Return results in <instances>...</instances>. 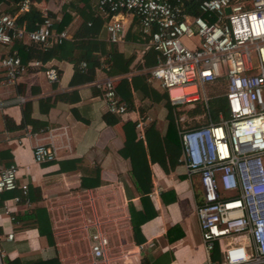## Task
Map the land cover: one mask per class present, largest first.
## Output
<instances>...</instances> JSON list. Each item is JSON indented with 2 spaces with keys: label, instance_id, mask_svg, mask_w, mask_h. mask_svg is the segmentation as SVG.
Returning a JSON list of instances; mask_svg holds the SVG:
<instances>
[{
  "label": "crops",
  "instance_id": "0c3cea01",
  "mask_svg": "<svg viewBox=\"0 0 264 264\" xmlns=\"http://www.w3.org/2000/svg\"><path fill=\"white\" fill-rule=\"evenodd\" d=\"M0 1L5 12H17L12 0ZM54 1L49 0L46 6L55 13L57 27L65 29L66 38H69L80 21V15L62 11V0L54 7ZM123 21L122 38L112 43L103 31V22L93 25L92 30L101 36L98 39L101 42L92 46L99 55V63L91 71H75L71 62L50 56L41 61L40 67L26 65L16 85L8 87V97L16 93L25 97L31 118L47 121L42 126L21 125L24 102L0 112V168L14 163L23 169L24 174L20 179L16 178L17 183L25 182L27 188L30 185L37 189L31 199L27 191V203H12L11 197L20 195L17 188L0 193V197L4 196L0 198L1 262L17 259L19 264H70L73 258H81L87 243L78 234L71 239L55 235L53 206L66 203L68 195L85 190L93 196L94 209L84 211L86 220H93L91 211L102 216L108 206H122V219L118 225L104 226L108 245L116 254L108 264H185L180 258L185 252L190 261L194 260L192 264H205L202 242L201 257L197 260L189 255L193 246L187 235L193 225L195 231L196 228L199 231L195 207L202 192L197 174L188 176L185 173L177 136L180 126L206 122L204 108L201 106V112L191 114L193 105L177 111L174 106L168 114L169 99L165 89L157 80L149 78V69L159 54L146 41L139 39L136 20L125 13ZM30 44L26 64L38 60L34 56L35 49L39 50L37 44ZM109 47L115 50L110 57L105 54ZM7 49L0 46V55ZM48 66L56 67L57 81L46 79L43 69ZM105 78L113 81L117 98L125 104L123 115H111L105 110L100 99L102 90L97 86ZM224 91L223 84L222 92L212 98L225 108ZM208 111L210 115L209 103ZM103 114L107 124L102 120ZM5 117L21 127L9 129ZM140 118L144 121L142 128L137 130L134 125ZM30 130H42V133L24 137V133ZM47 130L52 133L56 158L47 164H36L32 160L31 148L35 143L48 141L45 138ZM19 138H22L20 142L17 141ZM123 146L130 160L120 155ZM28 165L38 166L36 182L28 180L25 172ZM140 197L146 204L149 218L134 230L129 205L142 211ZM35 207H43L47 214L51 244L45 235L37 233L36 220L28 217ZM6 233L12 234L10 240L5 238Z\"/></svg>",
  "mask_w": 264,
  "mask_h": 264
},
{
  "label": "built area",
  "instance_id": "2783aa9c",
  "mask_svg": "<svg viewBox=\"0 0 264 264\" xmlns=\"http://www.w3.org/2000/svg\"><path fill=\"white\" fill-rule=\"evenodd\" d=\"M32 2L18 0L17 12L8 13L0 1V46L20 40L45 48L51 40L60 42L67 37L63 28L51 32L52 22L44 10L34 28L18 25V14L27 11ZM96 7L102 14H114L105 24L109 42L122 38L123 14L137 19L140 39L159 54L149 78L165 89L172 105L203 103L206 122L180 126L177 136L185 173L197 174L201 187L195 215L205 264H264V0H97ZM194 9L197 14H192ZM181 37L194 38V42L185 46ZM26 65L40 67L42 63L33 60L24 65L16 50L0 55V112L25 101L19 93L9 97L7 93ZM79 66L83 68L84 62ZM43 73L50 82L58 79L51 66ZM218 79L224 80L227 117L220 113L214 122L203 86ZM97 86L106 112L123 115L126 107L117 98L113 81L105 78ZM143 121L140 118L134 128L140 130ZM47 132L48 141L31 148L36 164L56 158L52 133ZM38 133L42 130L26 131L24 137ZM16 170L14 163L0 168V193L17 188L20 195L11 197L12 203H27V183H17ZM92 198L83 190L68 195L67 202L57 207L50 202L55 211V235L71 239L78 234L87 243L81 258H73L70 264H108L115 258L104 226L118 225L122 206H108L102 216L91 211L93 220H86L84 211L94 210ZM5 238L10 240L12 234L6 233ZM216 243L221 245L218 251ZM210 252H215L216 259H210Z\"/></svg>",
  "mask_w": 264,
  "mask_h": 264
},
{
  "label": "trees",
  "instance_id": "16d2710c",
  "mask_svg": "<svg viewBox=\"0 0 264 264\" xmlns=\"http://www.w3.org/2000/svg\"><path fill=\"white\" fill-rule=\"evenodd\" d=\"M12 1L16 5L15 7V10H16L18 0H12ZM48 1L49 0H33V2L31 3L27 11L18 14L16 18L17 24L18 25L24 24L26 29L34 28L35 23L41 22L42 15H43L42 13L44 10L46 17H48L52 22L51 32H54L55 30L59 29V27H57V22L55 20V13L52 12L51 10H48L46 6ZM96 1L97 0H68L67 2L63 1L61 3L62 4L61 10L62 11L69 10L75 14L80 15L79 16L80 21L77 27L71 33L69 38L62 39L60 42H57L56 40H51L50 44L46 46L45 48H42L41 44L35 43L37 44L36 47L39 49V50L35 49L34 56L38 57L36 59H38L41 62L45 60L46 58H49L50 56H52L54 59L59 60V61L67 60L73 64L75 71L82 70L84 71V73L91 71V68H93L94 66H97L99 63V55L95 54L92 46L95 45L96 43L100 44L101 41H99L98 39H101L100 38L101 36H99V34L95 35L92 28H93V25H95L98 21H100L99 23L103 22V31H105V24L110 20L111 16L114 14L113 13H105V14L100 13V11H98L96 7ZM57 6H59V4ZM1 8L2 10H4V7L2 5H1ZM197 13H198L197 10L195 9L192 10V14H197ZM105 15L107 16L104 17ZM133 19L137 21L136 18L133 17ZM140 40L142 41V39ZM30 43L32 42H22L20 40H15L11 45L8 46L7 51L16 50L18 56L20 57L21 63L25 65L28 59V56H30L29 52L27 53V51L31 50L30 45L32 44ZM114 51L115 50L112 47H109V49L106 51L105 54L108 55V57H110V55ZM80 62H84L83 68H80L79 66ZM54 69L56 70V67H54ZM86 76L90 78L89 75L86 74ZM102 97L103 96L101 92L100 93L101 101H103ZM166 97H167V94H166ZM102 103L104 104V102ZM213 103L215 104L214 105L215 113L211 115V110H210V115H211V118L214 120V122H216L218 113H221L223 114V116H226V111H225L223 104H220V102L218 103V101L215 100ZM28 104L29 103L24 102V104L21 106L22 121L20 124L21 125L30 124L32 127L42 126L44 124L46 125V121H47L46 119L41 121V120H34L33 118L30 117ZM50 105L51 103H49V106ZM172 107H174V105H172L170 103V100H168L167 101L168 114L171 113ZM193 110L194 111L190 109L191 114L201 112V108L199 107V105L194 107ZM111 115H115V114H111ZM101 117L104 123L107 124V120L104 118V114L101 115ZM4 119H5L6 126H8L9 129H12V128L18 129L21 127L20 124L15 125L13 124V122L11 121L9 122V119H7L6 117ZM169 128H171V126H169ZM165 137L169 138L170 135L166 136L165 134ZM119 151L122 157L127 158V159L130 158L124 146ZM9 161H11L10 155H9ZM83 184L84 183H82V185ZM35 190H37L35 187L29 185L28 187V197L30 196L29 199H31L32 197L31 195L33 194ZM4 192H8V191H4ZM0 198H4V196H1ZM140 200L143 203L142 211L135 209L131 204L129 205V210L131 213V225L134 230H138L139 225L149 218L148 209L145 206L146 204L143 198L140 197ZM28 217L36 220L37 233L39 235H45L48 243L51 244L52 240H51L50 229H49L50 225H49L48 217H47V214L44 208L35 207L32 213L28 215ZM4 262H6L7 264H19V261L17 259L5 260ZM141 264H146V262H143Z\"/></svg>",
  "mask_w": 264,
  "mask_h": 264
},
{
  "label": "rangeland",
  "instance_id": "374dc122",
  "mask_svg": "<svg viewBox=\"0 0 264 264\" xmlns=\"http://www.w3.org/2000/svg\"><path fill=\"white\" fill-rule=\"evenodd\" d=\"M63 1L67 2L68 0H62V2ZM54 2H55V6L54 7H56L58 5L56 3L59 2V0H56ZM106 16L107 15H105L104 17H106ZM137 26H138L137 27L138 28V33L140 34L141 33V27H140L139 24ZM180 41L185 46H190L191 44H193L194 38L187 39V38L181 37ZM252 60H253V57H252ZM223 82H224V80L218 79L214 83H207V84H204V86H203V89H204L205 94L207 96V100H208L209 107H210V110H211V115H213V113H215V107H214L215 104L213 103L214 99L212 97L217 95V94H219L220 92H222L223 84H224ZM224 87H225V85H224ZM191 104L193 106H195V107L197 105H199V107L203 106L201 101L193 102ZM183 106H184V108H186V106L190 107V105H188V103H185L184 105L181 104V105L175 106V110L177 111L178 109H181ZM193 109H191V110L194 111ZM223 117L224 118L227 117V113H226V116H223ZM197 120H200V117H198ZM37 170H38V166H36V165H28V166H26L25 172L28 174V180L30 182H32V181L36 182L37 181V178H38ZM22 171H23V169L21 167L17 168V170H16V178L18 177L20 179L21 176L24 175ZM22 179H24V178H22ZM187 238H188V241L190 240L191 246H193V248H191L192 252L189 255H191L192 258H195V259L198 260L201 257V239H200L199 231H198L197 228H196V231H195L194 225L192 226L191 231L188 232ZM186 249H188L187 246H186ZM186 249H182V250H186ZM220 249H221V245L219 243H216L215 244V251H218ZM189 250H190V247H189ZM214 253L215 252H210L209 253L210 259H216V256L214 255ZM186 254H187L186 252L184 254L181 253L180 258L182 260H184L185 264H192V261H194V260L190 261V259H189L190 257H187Z\"/></svg>",
  "mask_w": 264,
  "mask_h": 264
}]
</instances>
